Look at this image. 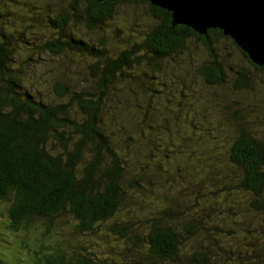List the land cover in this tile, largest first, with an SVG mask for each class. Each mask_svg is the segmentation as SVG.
I'll list each match as a JSON object with an SVG mask.
<instances>
[{
	"label": "trees",
	"instance_id": "obj_1",
	"mask_svg": "<svg viewBox=\"0 0 264 264\" xmlns=\"http://www.w3.org/2000/svg\"><path fill=\"white\" fill-rule=\"evenodd\" d=\"M121 4L147 6L150 24L109 40ZM222 42L264 72L223 31L174 26L149 2L0 0V205L16 264H230L217 213L242 193L263 226L233 264H264V112L237 99L254 81ZM40 52L86 63L35 85ZM169 89L195 112L160 110Z\"/></svg>",
	"mask_w": 264,
	"mask_h": 264
},
{
	"label": "rangeland",
	"instance_id": "obj_2",
	"mask_svg": "<svg viewBox=\"0 0 264 264\" xmlns=\"http://www.w3.org/2000/svg\"><path fill=\"white\" fill-rule=\"evenodd\" d=\"M5 1V0H4ZM69 1V0H66ZM12 4V3H11ZM13 5V4H12ZM11 5V6H12ZM9 7V6H8ZM12 7H9V10ZM117 11L120 15H118L115 19L114 22H109L105 25V31L104 34H108L111 36H109V40L113 39L112 36H114L113 34H118V35H129L130 32L135 29L139 30L142 27L143 28H147L149 26V21L150 18L149 17V11L147 8V6H131V5H119L117 8ZM10 20H12V18H10ZM133 23H135L133 25ZM131 25H133L131 27ZM140 26V27H139ZM75 27V26H74ZM76 31L77 29H79L83 35H88L87 31L84 28L81 27H75ZM115 29V31H114ZM120 30V31H119ZM116 31H118L116 33ZM123 33V34H122ZM118 41V40H116ZM125 41H123L124 43ZM229 43L224 44V42H222L221 44H217V47L219 48H223L226 49V51L228 50L226 48V46ZM219 48V49H220ZM223 53V50H221ZM228 52H230V60L238 67V68H245L247 75L249 76V78L251 80H253V84L251 85V88L254 87V91L252 92L250 90V94H244V95H238L237 99L240 100L242 103L245 102H249L250 105L253 107V111L252 114H259V112H264V72L263 73H258L253 67H251L246 61H243L242 58L239 56V54L235 51H231L228 50ZM39 54V55H38ZM199 54V55H198ZM198 54H195V56L198 55V57H204L205 54H203V51H200ZM38 55V60L37 63L35 62V60H32L33 64L38 65V67L33 66V68L36 67V73L37 74H41L40 77H34L32 76L29 80L27 81H31L32 83H34L35 85H38V83L43 82L42 79V75L44 73V76L46 77L47 73L49 71H52L54 74H50L52 76V78L54 79L55 76L59 77V78H65L67 79L68 75H72L77 77L78 76V67L81 68L83 66H85L84 60H81L78 57H75L73 55H70V57H65V58H58L56 56H53L52 54L49 53H37ZM25 56L26 53H25ZM44 64V65H43ZM65 65V67L62 65ZM61 65V66H59ZM49 67V69L47 68ZM48 70H47V69ZM31 71H34L32 69H28V73H30ZM47 72V73H46ZM46 73V74H45ZM168 76V75H166ZM166 76L164 74H162V76L159 77V79L156 78V80H154V83L152 84L155 88H160L158 87L160 84H167L168 80L166 79ZM143 78V76H140ZM78 79V78H77ZM262 80V81H261ZM26 82V81H25ZM169 84V83H168ZM42 88V87H40ZM173 90L169 89V92L167 94L169 95H165V94H158L157 99L158 102L155 101L160 110H164V113H173V110H175V108H173L174 106L177 107L178 110H184L186 112H190L191 115L195 112V110L197 108L195 107H191L189 104H187V106H181L182 108H178V103H176L175 101H178V99H180L179 96H172L173 94ZM210 91H205L203 90V93H205V96H208L210 93ZM42 96H46L48 93H50V91L47 88L42 89L41 91ZM149 97V96H147ZM163 102V104H162ZM202 109L204 110V108L202 107ZM207 110H210V112L212 113H216L217 111L212 110V108H208ZM257 110V111H256ZM264 127V126H262ZM163 156L160 157V160H163ZM242 193V194H238L235 196V200L232 201V203H228L229 204V208H231V206H233L231 209H228L227 207H221L218 210L217 213V217H226V220L220 219L224 222V224L228 223L231 227H229V231L232 230V234L228 235L230 238L228 239L229 241L227 243L230 244V246L228 244H226L225 247L229 248L230 251L226 252V258H230L231 262L230 264H233V262L235 261V259L239 256V248L241 251H247L248 248L245 245L246 239H247V231H252V233L254 232H258L259 230H261V226H263L262 224V216L261 215H255L256 212L255 210H253L248 204L246 205V201L249 200V198H247V194ZM225 202V199L224 201ZM223 205L227 204V203H223ZM245 202V203H244ZM8 207V206H7ZM0 212L3 213V216L0 218V258L2 260H4V264H16L17 262L19 263L20 261V257H21V253L20 249L22 244L20 243V239L18 237V235H11V233H8L5 231H3V224L4 223H8V217H7V210L5 208L4 205H0ZM211 214V213H209ZM212 216L216 217V213L215 214H211ZM255 215V216H254ZM247 217L246 220H249V222H244L242 220H244V218ZM250 223V227L245 228L246 224ZM5 227V224H4ZM20 236V235H19ZM33 239H37V237H39V234H32ZM89 237H85L84 239H88ZM246 238V239H245ZM32 239V240H33ZM73 239V238H71ZM99 239V238H98ZM234 239V240H233ZM31 240V239H29ZM99 241V240H98ZM74 242H78V243H82V240H78L76 239ZM259 242V241H258ZM31 247H30V251L35 248L34 243L30 242ZM260 244V243H259ZM242 245V246H241ZM235 247H237L238 249H235ZM184 248H189V245H184ZM245 248V249H244ZM102 251V249H101ZM109 253V252H108ZM223 255V254H222ZM7 256H9V258H7ZM6 258L10 261H6ZM11 258H14L16 260V262H12Z\"/></svg>",
	"mask_w": 264,
	"mask_h": 264
},
{
	"label": "water",
	"instance_id": "obj_3",
	"mask_svg": "<svg viewBox=\"0 0 264 264\" xmlns=\"http://www.w3.org/2000/svg\"><path fill=\"white\" fill-rule=\"evenodd\" d=\"M139 1L170 12L174 26H187L199 35L210 29L223 31L254 65L264 67V0Z\"/></svg>",
	"mask_w": 264,
	"mask_h": 264
}]
</instances>
